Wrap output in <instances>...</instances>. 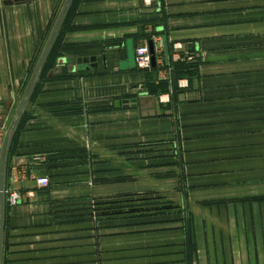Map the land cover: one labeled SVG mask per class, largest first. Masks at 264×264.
I'll use <instances>...</instances> for the list:
<instances>
[{
	"label": "crops",
	"instance_id": "obj_1",
	"mask_svg": "<svg viewBox=\"0 0 264 264\" xmlns=\"http://www.w3.org/2000/svg\"><path fill=\"white\" fill-rule=\"evenodd\" d=\"M10 1L0 136L66 3ZM149 40L156 66L129 67L126 42ZM174 44L197 62L176 87ZM55 49L95 67L44 73L5 146L22 199L5 203L0 264H264V0H74Z\"/></svg>",
	"mask_w": 264,
	"mask_h": 264
},
{
	"label": "water",
	"instance_id": "obj_2",
	"mask_svg": "<svg viewBox=\"0 0 264 264\" xmlns=\"http://www.w3.org/2000/svg\"><path fill=\"white\" fill-rule=\"evenodd\" d=\"M28 0H13L14 3L26 2ZM74 0H66V3L60 10L48 37V40L36 62L34 70L30 77V84L23 95L22 99L19 100L15 110V118L8 124L6 132L4 134V139L2 143V148L0 152V260H1V252H2V238H3V222H4V209H5V197H4V175H3V157H4V149L5 146L13 134L14 129L19 125L23 112L27 109L29 102L33 96L35 87L40 79L41 73L45 67V64L51 54V51L56 43L59 32L67 18V15L71 9ZM7 3H12V1H7ZM149 53L151 54V65L152 67L156 66V57L153 41L149 40L148 43ZM163 45V53L164 58H167V47L165 38H162ZM127 52V63L129 67H136L134 61V45L133 43L126 42L125 45ZM95 58H58L56 60V65L50 74H65L71 73L75 70H81L83 68H87V66L95 67ZM11 102H7L5 104V108L3 110V117L0 118V127L6 122V116L8 114L9 106ZM115 108H135L137 106V99H124L121 101H116L114 104Z\"/></svg>",
	"mask_w": 264,
	"mask_h": 264
},
{
	"label": "built area",
	"instance_id": "obj_3",
	"mask_svg": "<svg viewBox=\"0 0 264 264\" xmlns=\"http://www.w3.org/2000/svg\"><path fill=\"white\" fill-rule=\"evenodd\" d=\"M5 1H9V0H5ZM182 49H183L182 45L180 44H174L172 46L171 59L173 62H179V61L193 62L195 61L194 56L192 54L184 53ZM155 57H157L156 53H155ZM134 61H135L136 68L138 70L147 71L151 69L152 67L151 54L149 53L147 43L139 45L134 49ZM178 85L180 87H183L184 84H182V81H178ZM2 114H3V108L0 106V118L3 117ZM6 120H7V116H6ZM3 139H4V134L0 136V152L2 148ZM12 181L15 182L16 181L15 178H13ZM36 183L39 187H45L48 185V179L40 178L36 181ZM26 196L32 197L33 193L27 192ZM4 197H5V203L8 206H14L22 199L21 194H19L17 191L6 190L5 188H4Z\"/></svg>",
	"mask_w": 264,
	"mask_h": 264
},
{
	"label": "trees",
	"instance_id": "obj_4",
	"mask_svg": "<svg viewBox=\"0 0 264 264\" xmlns=\"http://www.w3.org/2000/svg\"><path fill=\"white\" fill-rule=\"evenodd\" d=\"M55 50L56 49L54 45L40 77H43L44 73H47L52 69H54L57 60V54ZM196 64H197L196 61L175 62L174 65L171 67V74L173 77V81L171 85L176 87L178 78L183 75H186L189 72H193L195 70ZM186 216H187V223H186ZM183 231H184V245L186 247L187 256L189 255V253L192 255L195 248V242L193 237L191 214L188 211L185 214V223L183 224Z\"/></svg>",
	"mask_w": 264,
	"mask_h": 264
},
{
	"label": "rangeland",
	"instance_id": "obj_5",
	"mask_svg": "<svg viewBox=\"0 0 264 264\" xmlns=\"http://www.w3.org/2000/svg\"><path fill=\"white\" fill-rule=\"evenodd\" d=\"M184 223H185V220H184ZM186 223H187V216H186ZM259 222L255 221V226L254 228L252 229V231L255 233V238H254V241L256 244H260V243H263L264 242V237H260L259 236ZM251 231V230H250Z\"/></svg>",
	"mask_w": 264,
	"mask_h": 264
}]
</instances>
